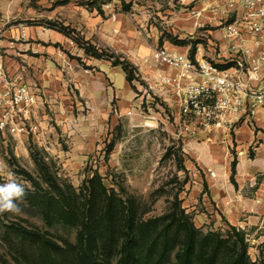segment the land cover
<instances>
[{"label":"rangeland","instance_id":"rangeland-1","mask_svg":"<svg viewBox=\"0 0 264 264\" xmlns=\"http://www.w3.org/2000/svg\"><path fill=\"white\" fill-rule=\"evenodd\" d=\"M211 1H19L21 13L9 18L10 26L23 24L40 36L27 42H33L24 53L28 57L11 52L5 69L22 73L26 83L37 89L41 103L34 116L39 126L35 133L20 138L6 134L0 139V184L12 173L27 191L17 202L18 213H0V264H33L19 254L21 241L11 227L79 249L88 200L102 194V185L127 209L134 201L144 222L169 213L174 194L180 191L181 208L204 235L226 238L234 220L264 212L256 193L264 183V170L250 176V181L246 175L249 168L259 167L255 145L242 155L238 129L230 127L235 121L210 129L196 120L184 121L173 90L157 83L161 67L153 60L156 49L178 45L193 55L200 44L206 56L207 37L213 40L222 26L211 20L210 13L197 20L192 11L207 8ZM198 22L204 27L197 28ZM139 61L156 67L154 75H144ZM234 160L236 180L237 170L242 171L241 188L230 179ZM45 173L63 195L74 197L77 223L59 219L50 224L37 210L33 199L37 189L57 193ZM239 191L251 207L231 210L225 198L238 196ZM244 231L250 259L261 264L264 240L258 239L259 231ZM171 247L163 264L180 262V243L171 242ZM121 249L119 244L105 250L100 243L94 254L100 264H121Z\"/></svg>","mask_w":264,"mask_h":264},{"label":"built area","instance_id":"built-area-1","mask_svg":"<svg viewBox=\"0 0 264 264\" xmlns=\"http://www.w3.org/2000/svg\"><path fill=\"white\" fill-rule=\"evenodd\" d=\"M207 12L211 20H219L224 31V65L195 60L188 52L167 47L156 49L153 60L161 67L158 86L173 90L183 120H196L210 129L264 111V0H212L207 8L194 9L192 15L199 20ZM196 27L204 25L198 22ZM18 30L12 47L26 37L25 25L19 24ZM207 38L209 51L219 52L218 42ZM38 102L30 86L9 76L0 51V139L6 134L20 138L35 133ZM2 164L0 155V167Z\"/></svg>","mask_w":264,"mask_h":264},{"label":"trees","instance_id":"trees-1","mask_svg":"<svg viewBox=\"0 0 264 264\" xmlns=\"http://www.w3.org/2000/svg\"><path fill=\"white\" fill-rule=\"evenodd\" d=\"M195 51L196 47L193 55ZM236 168L234 160L230 179L235 186ZM44 177L60 197L56 192L37 189L33 197L39 206L37 210L50 224L59 219L77 223L74 197L67 192L63 195V189L51 175L45 173ZM101 191L102 194L88 200L86 217L81 222L79 249L64 247L33 231L11 227L16 240L21 241L19 254L33 264H100L94 247L101 243L105 250H110L120 244L121 264H163L173 251L171 242H177L182 251L179 264H257L248 255L249 244L242 229L229 225L226 238L220 234H202L181 208L180 191L174 194L169 213L146 222L141 221L134 201H131V209H127L124 202L116 195H109L103 185ZM60 199L64 204H60Z\"/></svg>","mask_w":264,"mask_h":264},{"label":"crops","instance_id":"crops-1","mask_svg":"<svg viewBox=\"0 0 264 264\" xmlns=\"http://www.w3.org/2000/svg\"><path fill=\"white\" fill-rule=\"evenodd\" d=\"M20 0H0V51L3 53L4 55V59H5V65H7V62L9 59H11V57L9 55H11L10 53L15 52L18 56L21 57H28L27 54H24L27 52V50L30 48V46L33 44V42H29L28 41H34L37 40V36H40V33L30 27L26 28V32L28 34V39L26 41H21V43L16 44V46L12 47L11 46V40L13 35L18 34L19 30L17 27H12L10 26V21L9 18L11 19L14 18L15 16L20 15V11H21V5L19 3ZM223 35H224V31L223 29L220 31V33L218 35L214 36V39L218 42L219 44V52L217 53V51H209L208 47L207 50L208 52L206 53L205 56V50L203 48V46L200 47V44H198V46L200 48H196V51L194 53V55H191V57L195 60H209L212 61L214 60L216 63L220 64V65H224L226 57H225V45H226V41L223 39ZM23 43V44H22ZM166 47V46H165ZM169 49H177L181 52H188V48H184L183 46H178V45H173L171 47H167ZM143 71H144V75H154L153 70L156 68H153L141 61H139L138 63ZM108 72L110 71L109 68ZM114 69V68H111ZM23 70V69H22ZM7 72L9 74V76L13 77L19 84H23V85H28L30 86L35 92H37V89L33 88V86L29 85L26 83V80L23 78L22 73H10L9 69H7ZM113 72V71H112ZM115 75H118V72L115 71L114 73ZM39 92V91H38ZM41 101L38 102V104L40 105ZM38 108H40L39 106L36 107V112L38 111ZM262 117H264V111L263 110H259L257 115L253 118H243V120H241V122H238L236 125H234L235 123H233L230 127H236L238 129V132L240 134V141L243 144V149H242V155H246V153L248 152L249 148L251 147V145H255L254 147V153H255V159L258 162L257 164L259 165V167L253 166L251 168H249L246 172V175H248V180L250 181V176H254L256 174V172L264 170V120L262 121ZM254 126L255 128L259 129L258 132H255V130H253L251 127ZM236 142H238V140H236ZM245 158V157H244ZM243 158V159H244ZM243 166H245V162L243 164ZM242 171L241 170H237V180L236 183L239 184V188H241L240 186V178H243L241 176ZM242 180H245L242 179ZM248 182V181H247ZM247 182H243V184H246ZM242 185V182H241ZM264 183L261 185H258L257 187V194L258 197L260 198V203H259V207L264 208ZM229 193H231V189H229ZM225 203L226 206H230L231 210H233L234 208H236L237 206H242L245 208H250L251 204L250 202L247 200V198L239 191L238 192V196L235 195L234 197H228L225 198ZM223 202V201H221ZM260 208V209H261ZM258 217L254 216V217H250L249 219H244V220H240V219H236L234 220V226H236L235 224H238L239 228H241L243 231L244 230H252L254 232H258L260 233V236L258 239H262L264 240V212L262 213H258ZM233 218V216H232ZM264 242V241H263ZM262 243V242H261Z\"/></svg>","mask_w":264,"mask_h":264},{"label":"clouds","instance_id":"clouds-1","mask_svg":"<svg viewBox=\"0 0 264 264\" xmlns=\"http://www.w3.org/2000/svg\"><path fill=\"white\" fill-rule=\"evenodd\" d=\"M27 195L25 186L17 183L13 174H8L6 183L0 184V213L20 211L18 201Z\"/></svg>","mask_w":264,"mask_h":264}]
</instances>
